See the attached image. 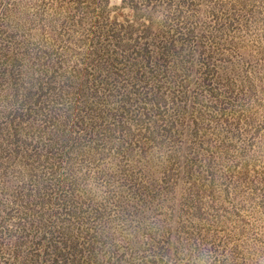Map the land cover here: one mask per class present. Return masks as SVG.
Masks as SVG:
<instances>
[{
  "label": "rangeland",
  "instance_id": "374dc122",
  "mask_svg": "<svg viewBox=\"0 0 264 264\" xmlns=\"http://www.w3.org/2000/svg\"><path fill=\"white\" fill-rule=\"evenodd\" d=\"M130 1L0 0V264H49L43 232L78 264H264V0H150L176 56L103 63L147 24ZM24 94L60 100L31 117ZM58 130L76 150L48 202L26 219L16 200L9 221L19 153Z\"/></svg>",
  "mask_w": 264,
  "mask_h": 264
},
{
  "label": "trees",
  "instance_id": "16d2710c",
  "mask_svg": "<svg viewBox=\"0 0 264 264\" xmlns=\"http://www.w3.org/2000/svg\"><path fill=\"white\" fill-rule=\"evenodd\" d=\"M127 1L130 0H122V3L125 4ZM130 3L134 16L145 18L147 20V24L143 23L141 25L142 29L140 30L139 35L137 37L134 36L135 30L133 29L132 24L123 27V32L125 33L124 35L127 37L126 39L129 40V42H126L122 45L123 57L120 58V56L114 55L113 57L106 58L103 63H106V61L110 64H118L117 62H126L127 64L134 66L136 64L141 63H160V61L162 63H165L167 59H170V57L173 58L174 56H176L175 53L178 47L177 45L182 42V37L179 31L174 28H165L162 23H155L154 20H151L149 18V14L151 13L150 11L153 9V5L151 4L150 0H144L137 3H135V0H131ZM157 25H159V28L156 29V33L155 35H153ZM154 38L157 39L155 42H153ZM149 39H151V41H149ZM141 40L143 41L142 45H140ZM151 46L154 49L150 48ZM44 54L47 55V53ZM56 74L60 75L58 72H56ZM45 89L52 91V89L48 86ZM59 96V94H24V101L28 106H31V108L27 110V115L30 114L31 117H34V114L38 115V106L41 105L43 99H48L49 97L51 99L57 98V100H60ZM63 121L65 123H68L65 118L63 119ZM11 137L13 136L11 135ZM77 143L78 142L76 141V139H73L71 137V134L64 132L63 130H58L57 137H55L53 141H48V144L39 148L35 147V149L31 150L29 153H26L25 149H23L25 150V152L22 151L21 153H19L22 154L21 156L23 158L22 163L20 164L21 166H23V170H21V173L23 171V176L25 177L22 185L26 189L23 190V194L22 192H20L19 196H17L16 194L14 195V193H11L10 200H8L10 208L8 209L7 213L9 221L12 220L14 212L16 211L14 210V208H12V204H14L16 200L22 201L23 205L21 212L26 219H28V217L34 211L32 209V203L34 208V206L37 207L39 204H41L43 207L48 202L47 190L48 187L51 186V183L55 181L56 175H58L57 171L62 165L61 160L63 158L65 159V157L68 156L70 151L76 150V147L74 146H77ZM23 145L24 144L21 141L18 144V146ZM63 149L64 152H62ZM65 149H67L66 152ZM15 155H17V152L12 151L9 156L12 160H14L13 158L15 157ZM29 160H32L35 165L33 166L32 163L29 164ZM11 162H13V164H10V171H12L13 169L15 160ZM61 184L60 182H58L59 188L61 187ZM63 190H59V192L61 193L63 192ZM38 212L40 213V210ZM46 216L47 213H45V210L40 213L39 218L37 216L36 221H38L37 224L39 226L40 221H43L44 223V219L46 218ZM44 225L45 224H43L42 227H44ZM23 226H25L24 222ZM25 230L26 228L24 229V231ZM24 233L26 232H23V234ZM27 235L29 236L30 234L27 233ZM9 237H13L11 231H9ZM57 247L58 246H56V244L51 241V238L50 240H48L47 234L43 232V240L41 239L40 242H36L33 245L34 249H32V251H37L41 249L42 254L50 252V255H52L53 257V260L50 261L49 264H56L58 258H61V261L64 258L65 264H78L75 261L80 260L79 256L77 255L79 254V250H77L75 246H73V244H67V246L65 247L67 256H65L64 254L61 255L60 251L58 250L56 251ZM28 249L27 252L31 253L30 248ZM91 252V248H88L87 253L89 258L91 256ZM60 264H62V262H60ZM87 264H92V262L88 261Z\"/></svg>",
  "mask_w": 264,
  "mask_h": 264
}]
</instances>
